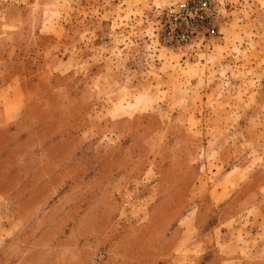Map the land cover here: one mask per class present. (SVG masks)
<instances>
[{
	"label": "rangeland",
	"instance_id": "1",
	"mask_svg": "<svg viewBox=\"0 0 264 264\" xmlns=\"http://www.w3.org/2000/svg\"><path fill=\"white\" fill-rule=\"evenodd\" d=\"M174 1L0 0V89L20 95L0 128V264H43L59 215L107 194L110 220L158 226L164 259L205 216L264 264V0H211L218 34L184 47L159 31Z\"/></svg>",
	"mask_w": 264,
	"mask_h": 264
},
{
	"label": "crops",
	"instance_id": "2",
	"mask_svg": "<svg viewBox=\"0 0 264 264\" xmlns=\"http://www.w3.org/2000/svg\"><path fill=\"white\" fill-rule=\"evenodd\" d=\"M16 84L19 85V81L5 84L9 90L0 89V99L16 102L12 110L8 107L13 105L8 104L6 109L0 107V128L18 120L20 95ZM66 193L68 195V191ZM108 196L99 198L97 195L90 204L82 203L83 214L76 219L69 220L71 212L59 215L50 229L65 231L53 241L44 239L43 264H250L258 259L257 256H244L237 228L228 232L225 222L211 225L205 222V216L194 224L191 219L186 223L182 220L172 229L167 246L170 254L164 259L158 226L146 221L110 220L109 216L118 208H110L109 201H113H108ZM99 201L104 207L98 205ZM60 203L62 205L61 200ZM73 208L76 212L80 207ZM212 230L214 243L209 241ZM184 238L185 245L182 244ZM261 258L264 260V254Z\"/></svg>",
	"mask_w": 264,
	"mask_h": 264
},
{
	"label": "built area",
	"instance_id": "3",
	"mask_svg": "<svg viewBox=\"0 0 264 264\" xmlns=\"http://www.w3.org/2000/svg\"><path fill=\"white\" fill-rule=\"evenodd\" d=\"M217 19L211 0H176L161 12L159 31L167 45H202L218 34Z\"/></svg>",
	"mask_w": 264,
	"mask_h": 264
}]
</instances>
